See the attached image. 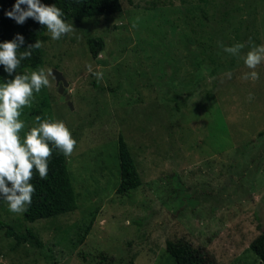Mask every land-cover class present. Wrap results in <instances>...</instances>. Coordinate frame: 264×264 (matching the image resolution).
<instances>
[{
    "label": "rangeland",
    "instance_id": "obj_1",
    "mask_svg": "<svg viewBox=\"0 0 264 264\" xmlns=\"http://www.w3.org/2000/svg\"><path fill=\"white\" fill-rule=\"evenodd\" d=\"M120 3L117 15L67 21L76 31L60 40L44 33L43 63L0 77L59 72L72 109L50 78L23 108L20 136L39 116L63 121L77 141L67 157L76 210L32 225L40 248L15 247L0 231V264H97L100 253L114 264H175L165 245L179 239L203 248L204 264H263L249 245L264 230V63L258 80L242 76L253 71L249 42L264 45V0ZM92 37L105 42L96 59ZM220 43L245 47L237 57ZM119 135L141 180L126 194L117 192ZM0 222L27 226L3 200Z\"/></svg>",
    "mask_w": 264,
    "mask_h": 264
},
{
    "label": "clouds",
    "instance_id": "obj_2",
    "mask_svg": "<svg viewBox=\"0 0 264 264\" xmlns=\"http://www.w3.org/2000/svg\"><path fill=\"white\" fill-rule=\"evenodd\" d=\"M64 15L55 4L47 6L41 0H16L12 10L6 13L8 18L19 25L31 18L45 26L52 40H60L76 31L72 23L65 21ZM132 27L135 28L136 24ZM24 43V37L19 34L11 41L0 43V65L4 66L9 76L17 72L22 60L31 57L33 49H39L43 44L37 40L20 52ZM249 43L251 50L244 57V63L253 71L245 73L242 79L255 81L259 79V74L254 69L264 63V45ZM219 46L225 53L238 57L245 44L226 47L220 43ZM87 70L98 81L103 79V73L93 72L91 65L87 66ZM226 75L231 78L230 72ZM50 78H54L53 70L41 67L30 74H17L14 79L0 83V200L7 202L9 211L15 214L26 212L32 203L35 187L31 180L34 173L38 172L41 179L47 177L53 147L59 149L65 157H70L77 146V141L63 121L41 120L39 116L35 117L36 126L23 139L20 136L25 127L24 121L20 119L23 108L31 107L34 93L38 94L42 88L51 86Z\"/></svg>",
    "mask_w": 264,
    "mask_h": 264
},
{
    "label": "trees",
    "instance_id": "obj_3",
    "mask_svg": "<svg viewBox=\"0 0 264 264\" xmlns=\"http://www.w3.org/2000/svg\"><path fill=\"white\" fill-rule=\"evenodd\" d=\"M203 5H208L209 0H200ZM16 0H7L0 3V43L11 41L17 34L24 37L25 43L20 52L27 49L28 45L41 41V36L48 32L45 26L29 18L23 25L6 16L11 11ZM41 3L52 6L55 4L64 12L65 21L81 22L85 19L96 17H109L121 12L120 0H41ZM26 9L25 5L21 6ZM87 48L92 58L96 59L105 48L104 39L92 37L87 40ZM42 48L33 49L30 58L22 60L17 72L22 69H34L43 63ZM14 72L11 76L16 74ZM9 76L0 65V77ZM262 133L259 134L261 136ZM50 147L52 145L50 144ZM117 156L119 161V185L117 192L126 194L136 190L140 184V176L129 148L121 135L117 141ZM31 183L35 187L32 203L28 210L22 213V219L27 224L23 232H18L8 223L0 222V231L5 237L13 238L15 247L30 245L42 247L39 236L34 232L32 225L40 220L54 219L74 212L77 208L74 188L67 166V157L53 147V153L48 163V174L45 179L34 173ZM92 222L85 229L84 237L88 234ZM250 251L264 264V230L249 245ZM165 254L175 264H204L207 253L203 248H193L188 242L179 239L175 242L167 241ZM97 264H114L107 262L103 253L97 256ZM126 264H132L129 261Z\"/></svg>",
    "mask_w": 264,
    "mask_h": 264
},
{
    "label": "water",
    "instance_id": "obj_4",
    "mask_svg": "<svg viewBox=\"0 0 264 264\" xmlns=\"http://www.w3.org/2000/svg\"><path fill=\"white\" fill-rule=\"evenodd\" d=\"M53 75H54V78L56 80V84L58 85V93L63 95V97L67 101L70 109H72V104L70 101H68L69 95L65 92V87H67V83L65 82V80L63 79V77L61 76V74L59 72L53 71Z\"/></svg>",
    "mask_w": 264,
    "mask_h": 264
}]
</instances>
